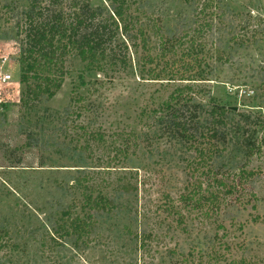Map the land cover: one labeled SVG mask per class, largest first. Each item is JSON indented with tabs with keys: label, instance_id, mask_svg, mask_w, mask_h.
I'll use <instances>...</instances> for the list:
<instances>
[{
	"label": "rangeland",
	"instance_id": "obj_1",
	"mask_svg": "<svg viewBox=\"0 0 264 264\" xmlns=\"http://www.w3.org/2000/svg\"><path fill=\"white\" fill-rule=\"evenodd\" d=\"M30 7L31 0H0V56L14 76L0 111V264H264V147L249 156L231 143L218 156L220 172L247 165L258 174L244 191L248 204L232 195L213 207L211 163L163 132L154 110L174 84L154 79L162 64L142 50L107 76L67 52L57 94L24 102ZM132 10L181 41L169 54L180 69L174 64L161 78L178 79L183 63L205 58L209 80L198 85L206 100L216 98L235 120H264V0H135ZM126 138L127 158L119 155ZM89 188L113 207L90 210ZM184 194L193 200L181 206ZM77 218L86 226L80 233L70 227Z\"/></svg>",
	"mask_w": 264,
	"mask_h": 264
},
{
	"label": "trees",
	"instance_id": "obj_2",
	"mask_svg": "<svg viewBox=\"0 0 264 264\" xmlns=\"http://www.w3.org/2000/svg\"><path fill=\"white\" fill-rule=\"evenodd\" d=\"M133 1L105 0L104 4L95 5L93 0H31L26 15L29 26L23 32L25 38L20 61V82L26 86L24 102L26 98L41 95L52 98L57 94L65 81L63 68L58 65L59 62L64 63L62 57L67 52L74 51L87 69L107 76L112 69H125L128 64L132 65V56L142 50L147 53L149 63L157 60L156 65L162 64L163 74L159 72L154 79L174 84L166 100L154 110L163 132L192 143L200 150L199 158L202 156L211 163L207 173L211 190L206 199L213 207H219L228 196L236 195L241 204H248L250 198L247 199L244 191L258 174L257 170L240 165L234 170L220 172L215 163L231 143L244 155L261 153L264 138L260 132L264 120L250 113H241L235 120L231 118L234 111L217 103L216 98L209 95L206 100L208 91L198 85L209 80L206 67L209 68L210 64L205 58L183 63L186 69L178 79L161 78L169 73L165 69L174 64L180 69L178 63L181 60H172L169 54L181 41L160 34L158 24L132 10ZM81 83L87 84L84 80ZM84 130L90 137L104 138L102 133L92 134L86 128ZM130 140L126 138V143L121 144L120 156L124 154L127 158L131 147L127 146L131 145L127 141ZM182 197L180 205H188L193 200L191 194ZM84 202L90 210L113 207L107 195L102 192L95 195L92 189L84 192ZM193 207L199 206L194 204ZM83 224L84 221L77 218L70 227L80 233L86 230ZM179 224L183 230L186 229L183 220Z\"/></svg>",
	"mask_w": 264,
	"mask_h": 264
},
{
	"label": "built area",
	"instance_id": "obj_3",
	"mask_svg": "<svg viewBox=\"0 0 264 264\" xmlns=\"http://www.w3.org/2000/svg\"><path fill=\"white\" fill-rule=\"evenodd\" d=\"M14 80V76L11 70L6 67V58L0 56V111L2 110V91L9 84H12Z\"/></svg>",
	"mask_w": 264,
	"mask_h": 264
}]
</instances>
